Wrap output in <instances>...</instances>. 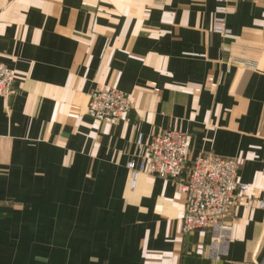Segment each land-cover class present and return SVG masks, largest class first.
<instances>
[{
	"label": "crops",
	"instance_id": "0c3cea01",
	"mask_svg": "<svg viewBox=\"0 0 264 264\" xmlns=\"http://www.w3.org/2000/svg\"><path fill=\"white\" fill-rule=\"evenodd\" d=\"M216 5L0 0V63L14 74L0 97V213L18 205L43 215L35 228L91 231L76 241L89 247L87 263L264 264V207L237 197L228 254L211 260L206 230L180 232L175 182L188 164L174 177L141 172L134 187L126 167L158 131L175 129L189 160H235L243 196L264 201V0L229 7L226 37L212 30ZM95 87L129 95L131 110L114 123L92 119ZM41 256L0 252V264Z\"/></svg>",
	"mask_w": 264,
	"mask_h": 264
},
{
	"label": "built area",
	"instance_id": "2783aa9c",
	"mask_svg": "<svg viewBox=\"0 0 264 264\" xmlns=\"http://www.w3.org/2000/svg\"><path fill=\"white\" fill-rule=\"evenodd\" d=\"M212 30L223 37L229 35L225 25L228 9L240 0H216ZM14 82L13 71L0 63V97H6ZM132 107L129 95L113 87H95L88 95L86 113L96 121L114 123ZM140 137H138V141ZM188 139L175 129L158 131L146 146L138 162L126 163L130 186L138 175L174 177L188 164V177L175 182L177 192L184 195L180 232L183 235L203 229L209 234L206 257L220 260L227 256L231 241V225L226 221L230 206L237 197L249 208H262L264 201L243 196L246 185L237 178V163L211 154H198L189 160Z\"/></svg>",
	"mask_w": 264,
	"mask_h": 264
},
{
	"label": "rangeland",
	"instance_id": "374dc122",
	"mask_svg": "<svg viewBox=\"0 0 264 264\" xmlns=\"http://www.w3.org/2000/svg\"><path fill=\"white\" fill-rule=\"evenodd\" d=\"M16 206L13 210L6 208L0 213V252L28 254L36 259L45 255V261L29 264H95L84 261L85 254L91 255L87 251L89 247L76 242L92 237L91 231L35 228L45 225V222L40 220L43 215L35 213L26 216L20 207ZM36 216L38 218L35 219ZM45 241L48 245L44 244Z\"/></svg>",
	"mask_w": 264,
	"mask_h": 264
}]
</instances>
